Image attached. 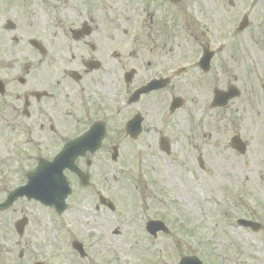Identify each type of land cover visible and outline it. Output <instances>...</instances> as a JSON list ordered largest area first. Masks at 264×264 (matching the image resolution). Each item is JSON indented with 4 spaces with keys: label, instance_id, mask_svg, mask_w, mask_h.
<instances>
[{
    "label": "flooded vegetation",
    "instance_id": "flooded-vegetation-1",
    "mask_svg": "<svg viewBox=\"0 0 264 264\" xmlns=\"http://www.w3.org/2000/svg\"><path fill=\"white\" fill-rule=\"evenodd\" d=\"M262 1L0 0V264H174L179 250L163 252L178 246L196 254L175 208V199L193 207L194 178L179 186L162 161L213 139L227 149L228 135L244 138V121L262 135L249 154L264 168V75L254 49L231 56L226 40L232 17L228 37L264 34ZM231 87L238 95L215 106V91ZM254 179L264 183V172ZM124 193L133 201L117 209ZM256 208L238 213L252 222L237 226L240 237L253 238L235 259L200 260L264 264V202ZM152 219L168 229L149 232ZM69 234L79 241L70 254Z\"/></svg>",
    "mask_w": 264,
    "mask_h": 264
},
{
    "label": "rangeland",
    "instance_id": "rangeland-1",
    "mask_svg": "<svg viewBox=\"0 0 264 264\" xmlns=\"http://www.w3.org/2000/svg\"><path fill=\"white\" fill-rule=\"evenodd\" d=\"M229 21L231 22H229V26L227 27L226 39L228 41V55L231 54V56L237 57V53L242 54V47L254 49L255 52L252 54L256 66V70L254 71L257 75L260 73L264 75V34H257L254 29H251L248 33L245 31L237 37H228L229 28L231 26L236 27L238 23L233 17ZM254 33L260 40L258 46H255L254 42L249 38V35ZM239 57H242V55ZM250 65L252 67L251 63H245L247 72L250 71L248 69ZM232 69V75H244L245 73L237 72L234 68ZM246 76L249 80L253 79L252 74L246 73ZM181 113H184V110ZM229 127H233V124L229 125ZM242 127H244L243 139L248 140V153L246 152L247 154L244 156L234 157L229 145L227 149H224L223 145L217 144L215 139H213L206 149L197 147L201 150L207 162V167L204 170L197 167L196 156L198 152L191 151V149L188 151L190 154V157H188L179 147H176L175 151L171 153V157L177 158L172 159L171 163L162 161L163 165L168 164L172 166L179 186L181 182L186 183L192 177L194 178L195 189L193 190L194 193L190 196L193 207L184 206L185 202L180 201L178 205H175V208L179 209L180 215H185L184 219L188 226L186 232L180 231V240L192 244L197 255L201 258L204 256L217 258L225 256L235 259L236 249L238 246H241L240 241L246 239L248 242H251L253 238L248 234L240 237V230L235 229L234 218L238 213L247 214L246 211H250L251 209L256 212V207L259 203L264 202V200H257L261 196L257 197L256 195V193L259 195L264 193V183L258 184V181L254 179V172L257 170L264 172V168H257L256 159H254V165L249 154L257 145H263L262 135L256 130L254 133L249 122L243 121ZM209 130L210 127L208 126L207 131ZM184 132H188L187 128L184 129ZM230 136L231 134L228 135V140ZM200 141L201 136L199 134L197 143ZM223 160H226V162L222 165ZM190 164H193L194 168L190 167ZM158 168L162 169L163 167L160 165ZM126 172L128 174H125V176H134L139 173V168L134 167L133 170L128 169ZM161 175L163 179L166 177L163 172H161ZM123 198L127 199V193L116 196L115 203L117 204V209L129 208L127 203L133 201L131 198L128 202H125L122 200ZM191 212H194V214L191 215ZM255 237L257 239L258 235ZM176 250L182 251L181 254H184L187 248L183 246H178L175 249L164 248L163 255L165 257H172ZM242 250L247 255L246 248L244 247ZM177 261L178 258H173L172 262L175 263ZM248 264H251V262Z\"/></svg>",
    "mask_w": 264,
    "mask_h": 264
},
{
    "label": "water",
    "instance_id": "water-1",
    "mask_svg": "<svg viewBox=\"0 0 264 264\" xmlns=\"http://www.w3.org/2000/svg\"><path fill=\"white\" fill-rule=\"evenodd\" d=\"M234 139H236V138H234ZM234 139L232 140V146L234 147V148H237V149H240V143H239V140L238 141H234ZM239 146V147H238Z\"/></svg>",
    "mask_w": 264,
    "mask_h": 264
}]
</instances>
